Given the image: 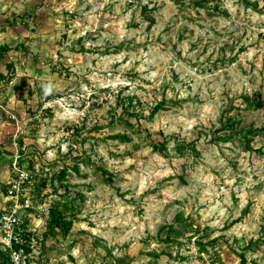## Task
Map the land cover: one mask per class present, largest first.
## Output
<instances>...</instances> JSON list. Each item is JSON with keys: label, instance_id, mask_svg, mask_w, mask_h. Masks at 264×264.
I'll return each instance as SVG.
<instances>
[{"label": "rangeland", "instance_id": "374dc122", "mask_svg": "<svg viewBox=\"0 0 264 264\" xmlns=\"http://www.w3.org/2000/svg\"><path fill=\"white\" fill-rule=\"evenodd\" d=\"M3 45L0 126L25 146L45 264H264V0H0ZM64 168L74 203L51 187ZM53 207L77 213L66 237L46 238Z\"/></svg>", "mask_w": 264, "mask_h": 264}, {"label": "built area", "instance_id": "2783aa9c", "mask_svg": "<svg viewBox=\"0 0 264 264\" xmlns=\"http://www.w3.org/2000/svg\"><path fill=\"white\" fill-rule=\"evenodd\" d=\"M11 118L16 120L13 115ZM13 145L16 153L11 164L12 177L6 188L9 204L0 218V251L4 255L3 264H45L41 247V229L46 223L44 208L30 193L33 174L28 166L20 162L22 155L17 135L14 136ZM36 211L42 212L40 219ZM166 264L181 263L177 260Z\"/></svg>", "mask_w": 264, "mask_h": 264}, {"label": "trees", "instance_id": "16d2710c", "mask_svg": "<svg viewBox=\"0 0 264 264\" xmlns=\"http://www.w3.org/2000/svg\"><path fill=\"white\" fill-rule=\"evenodd\" d=\"M196 5L198 6H203V4L201 2H196ZM11 50V47L8 45H3L0 46V57H3L4 55H6L9 51ZM7 69L8 72L10 74V70L12 71L13 66L12 64H7ZM13 73V72H12ZM2 79H5L6 76L5 75H1ZM127 106L126 104L123 103L122 106V112L119 116V120L124 123V126L126 128H130L132 130L133 133H136V125L132 122V118H136V120H138L140 114L139 112L136 110V108L132 107L133 102H134V98L133 97H128L126 100ZM254 106H259L260 103L258 101H254ZM164 108V104L158 103L154 108L151 109L150 111V117H154L158 111L163 110ZM112 124L114 125V118L112 119ZM231 127L230 129H234L237 125V123L235 122V120H231ZM137 126L140 127L141 125L139 124V122H137ZM244 132L249 135V136H254L257 135L256 133L258 132H254L253 130H244ZM149 137V136H148ZM111 139L113 140H120L122 143H130L132 142V138L130 137V134L125 132L123 134H116L111 136ZM225 141V140H224ZM149 142V146H151L153 148V151L159 152L161 155L163 156H167V147H166V142L164 143H155L151 140H148ZM22 144V141L20 142ZM178 144H176V152L180 153L181 155H184V153L187 152V149H191V153L199 155L198 151L195 147L186 145V144H179V142H177ZM22 147V146H21ZM250 149V145H249V141L246 143V150L248 151ZM80 160V159H79ZM23 160L21 159L20 162H22ZM77 161V160H76ZM72 171L75 172V174L79 175L80 174V168H79V163L76 162L74 164V166L72 167ZM73 174H70L68 172L67 168H64L63 170H60L57 174H55L51 180V187L53 188V191L55 193H59L60 196L64 197V193H60L59 189L60 188H64L66 197L72 202L74 203L76 201V199L78 198L77 194L75 197H73L70 192H69V186L65 185L62 186V182L63 181H68V179L70 177H72ZM109 182L112 181V178L108 180ZM43 187H46L47 185V181L43 180L42 182ZM42 189V188H41ZM40 190V189H39ZM74 206V204H73ZM77 217V213H71V215L67 216L64 212H62V210H60L58 207H53L51 208L50 211V220H49V229L48 232L46 234V238L53 233V231H56V233H53V236L56 237L57 235V231L61 232V235L63 237H66L68 235V233L71 231L73 225H74V221L76 220ZM168 240L171 239L170 236L167 237ZM245 259L242 260L241 264H245Z\"/></svg>", "mask_w": 264, "mask_h": 264}, {"label": "crops", "instance_id": "0c3cea01", "mask_svg": "<svg viewBox=\"0 0 264 264\" xmlns=\"http://www.w3.org/2000/svg\"><path fill=\"white\" fill-rule=\"evenodd\" d=\"M6 126H11L10 131ZM19 133L20 132L18 130L16 132V123L14 122H6L3 123V126H0V218L9 204V199L6 197V188L8 180L12 177L11 164L16 153V149L14 148L12 142L14 140V136L18 134V137ZM20 149L22 155L21 159L23 160L25 155H27L26 152L22 153V151H25V146ZM21 163H23V161ZM23 164L26 167L28 166L26 163ZM0 257L2 258L0 261L3 262L4 255L1 251Z\"/></svg>", "mask_w": 264, "mask_h": 264}]
</instances>
